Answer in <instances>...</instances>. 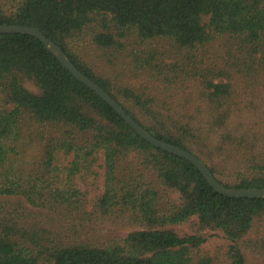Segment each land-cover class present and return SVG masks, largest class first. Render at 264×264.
I'll list each match as a JSON object with an SVG mask.
<instances>
[{
  "label": "trees",
  "instance_id": "1",
  "mask_svg": "<svg viewBox=\"0 0 264 264\" xmlns=\"http://www.w3.org/2000/svg\"><path fill=\"white\" fill-rule=\"evenodd\" d=\"M0 23L41 30L151 133L200 157L213 149L220 129L222 140L232 138L226 115L157 114L148 123L149 102L97 73L77 40L91 31L92 41L107 48L135 32L196 49L227 35L249 53H264V0H0ZM207 87L211 95L228 91L213 80ZM100 151L104 190L90 203L77 176L94 167ZM251 161L228 178L217 164L209 166L227 186L264 187V156ZM0 196L24 199L19 210L0 216V264H217L200 252L207 235L173 227L193 217L201 229L223 233L228 264H247L244 246L253 231L262 233L254 243L264 248V197L217 191L194 163L143 138L27 33H0ZM28 206L40 215L64 212L30 224ZM100 221L137 228L121 240H101Z\"/></svg>",
  "mask_w": 264,
  "mask_h": 264
},
{
  "label": "rangeland",
  "instance_id": "2",
  "mask_svg": "<svg viewBox=\"0 0 264 264\" xmlns=\"http://www.w3.org/2000/svg\"><path fill=\"white\" fill-rule=\"evenodd\" d=\"M77 41V50L97 73L109 77L117 86L132 88L149 102L154 114L146 118L148 123L155 121L157 114L163 118L194 115L204 120L209 115H226L225 130L231 131L232 138L222 140L220 129L213 140V149L201 157L208 165L217 164L223 178H228L227 174L235 169L245 171L253 162L251 160L264 156L263 52L249 53L227 35L196 49L181 48L169 38L146 40L135 32L119 37L117 43L107 48L92 41L91 31ZM207 80L228 85V91L211 95ZM28 86L38 91L33 82H28ZM141 116L146 117V111ZM104 160L103 151H100L94 167L77 176L90 203L104 190ZM20 200L24 201L17 196H0V216L19 210ZM28 208L25 216L30 224L47 221L52 215L60 217L64 212L48 210L51 213L45 211L40 215L34 207ZM100 224L98 236L108 241L121 240L129 230L137 228L114 221H100ZM173 227L182 234L207 235L208 240L202 244L200 252L212 254L217 264H228L226 249L229 242L221 231L201 229L197 217ZM96 230V226L90 227V231ZM261 234L253 231L247 236L253 237L244 246L247 264H264V248L254 243Z\"/></svg>",
  "mask_w": 264,
  "mask_h": 264
},
{
  "label": "water",
  "instance_id": "3",
  "mask_svg": "<svg viewBox=\"0 0 264 264\" xmlns=\"http://www.w3.org/2000/svg\"><path fill=\"white\" fill-rule=\"evenodd\" d=\"M0 33H27L39 38L47 48L57 56L60 62L79 80L87 84L97 94H99L105 101H107L124 119L134 128L143 138L151 142L153 145L167 150L171 153L177 154L183 158L190 160L202 172L213 187L228 196L237 197H264V187H231L220 181L210 166L204 160L197 156L196 153L188 150L178 144L161 139L146 129L139 121H137L128 110L121 104L109 91L104 89L99 83L92 79L89 75L83 72L76 64L70 60L64 49L49 38L38 28L27 24L17 23H0Z\"/></svg>",
  "mask_w": 264,
  "mask_h": 264
}]
</instances>
